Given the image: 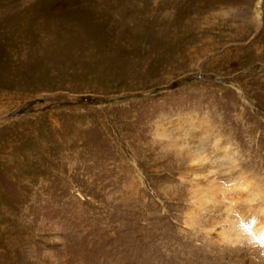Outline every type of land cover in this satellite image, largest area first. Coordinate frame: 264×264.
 I'll return each mask as SVG.
<instances>
[{"label":"rangeland","instance_id":"obj_1","mask_svg":"<svg viewBox=\"0 0 264 264\" xmlns=\"http://www.w3.org/2000/svg\"><path fill=\"white\" fill-rule=\"evenodd\" d=\"M260 203L264 0H0V264H264Z\"/></svg>","mask_w":264,"mask_h":264},{"label":"bare ground","instance_id":"obj_2","mask_svg":"<svg viewBox=\"0 0 264 264\" xmlns=\"http://www.w3.org/2000/svg\"><path fill=\"white\" fill-rule=\"evenodd\" d=\"M260 4L261 3L259 2L257 4V7H256V12H257L258 15H260V12H261L260 11ZM195 124L197 125L198 129L202 128L203 131H205V132L209 131V129L206 127L205 121L203 119H200V120H197L196 122H194V120L191 117H188L185 120H183V125L186 128V130H185L186 131V135H188L189 137L199 138V135L200 134H199V132H196L197 130H195L196 133L194 131H191V128L193 127V125L195 126ZM180 137H181V135H180ZM205 139L206 138L204 137V140ZM184 142L188 144V142L186 140ZM187 144L185 146L186 148L188 147ZM216 146H217V144H216ZM202 149H203V146H199V148H196L195 150H193V151L191 150V151L188 152L187 159L190 162V167H188V169L183 172V177H185V178H190V177L192 178L193 177L194 179H197L198 175H203V173L206 171V168L204 167V162L207 161L208 156L205 154V152ZM214 153H215V156L214 157H216L218 159H224V158L225 159H231L233 157V155H234V154L231 153L230 146H227V145L224 146V147H220V148L218 147L217 150H216V152H214ZM202 181H204V180H202ZM255 185L254 186L252 185L251 179L248 178L245 175L244 172H242V173L237 172V174L236 175H233L231 177V180L229 181L228 186H231L230 188L228 187V189L226 190L222 186L221 187L220 186H215V184L213 182H207L206 185H205V188H204L205 191H206L204 195H207V198H210V199L211 198L213 199L216 196L219 197L220 195H225V193H227V191L228 192H232V193H230V195L236 193L237 191H238L239 194H241L243 192H248V193H250V195H260L261 192L259 191V188L256 189L257 192L259 191L258 193L255 190H253V188L255 187ZM191 190H192V186H191ZM191 192H193L192 193V197H191L192 199H194V198L196 199L197 197H199L198 196V193L196 192V190L195 191H191ZM203 192H202V194H203ZM217 197L215 199H217ZM221 199H222V197H221ZM189 200H191V199H189ZM197 201L198 200H195L194 201V204ZM216 201H218V200H216ZM261 205H264V204H261ZM193 206H195V205H192V207ZM202 209L203 208H201V211H202ZM196 210L199 211L200 209L199 208L196 209L194 207V210H190V212L188 210L189 214H187L188 215L187 218H188V220L190 222H194L196 220V216H195V211ZM217 211H219V210H217ZM213 219H215V218L212 217V220H210V221H213ZM217 221H219V220H217ZM232 222H233L232 225H235V226H232L233 227L232 230H234V234L233 235L235 236V241H239L240 239L241 240H246L247 243H248V246H254L257 249H262L263 252H264V206H261L259 209L254 210V212L247 211L243 215H238L234 219H232ZM198 223H197V225H198ZM213 223H214V221H213ZM215 223H216V221H215ZM194 224H195V222H194ZM212 225H214V224H212ZM212 225H210V226H212ZM229 237L231 238V236H229ZM229 242H231V240H229Z\"/></svg>","mask_w":264,"mask_h":264}]
</instances>
